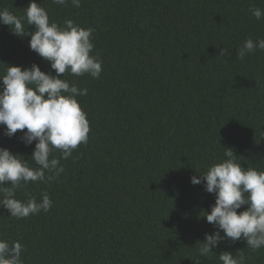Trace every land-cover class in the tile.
Masks as SVG:
<instances>
[{
    "label": "trees",
    "instance_id": "1",
    "mask_svg": "<svg viewBox=\"0 0 264 264\" xmlns=\"http://www.w3.org/2000/svg\"><path fill=\"white\" fill-rule=\"evenodd\" d=\"M35 2L50 23L94 29L90 55L98 54L102 72L99 79L64 74L88 90L76 97L88 142L61 159L56 180L17 190L21 201L47 192L48 212L14 218L0 208V240L23 245V264H222L220 252L238 250L246 264H264V248L252 251L243 239L198 256L196 242L215 230L203 217L215 194L190 183L226 159L224 148L244 169L264 171V50L236 57L246 39H264V19L249 11L264 10V0ZM28 3L0 0V10L23 17ZM29 40L0 24V75L7 65L33 63L55 75ZM224 48L228 55L219 56ZM4 127L0 147L37 167L35 141L25 146L19 130L9 138Z\"/></svg>",
    "mask_w": 264,
    "mask_h": 264
},
{
    "label": "clouds",
    "instance_id": "2",
    "mask_svg": "<svg viewBox=\"0 0 264 264\" xmlns=\"http://www.w3.org/2000/svg\"><path fill=\"white\" fill-rule=\"evenodd\" d=\"M52 3L67 6L69 0H52ZM71 4L79 8L80 0H71ZM249 11L257 21L264 19V10L251 7ZM24 13L23 17H17L8 9H2L0 24L11 26L17 37L30 36V50L44 58L55 75L42 72L35 63L23 70L20 66L7 65L5 73L0 75L3 134L11 138L19 130L22 133L19 140L25 146L35 141L31 154L37 165L35 168L29 167L19 154L0 147V208L14 218L50 210L52 201L47 192L40 194L39 201L33 196L21 201L16 198L17 190L25 188L29 182L56 180L64 172L61 159H68L79 145L88 142L89 122L76 99L87 95L88 90L70 85L63 79L64 74L77 77L87 74L99 79L102 72L98 54L90 55L94 48L93 28L81 27L70 19L65 20L63 26L50 23L47 11L35 0H29ZM25 21L33 31L25 28ZM257 49L264 50V39H246L236 57L244 60ZM228 53L229 49L224 48L218 55L227 56ZM224 149L226 159L212 164L203 174L190 177L191 184L203 183L207 193L215 194L210 212L203 215L215 230L211 234L204 233L203 241L196 242L200 257L213 254V249L225 240L243 239L252 251L264 248V171L244 169L236 162L234 151ZM55 150L60 152V157L50 158ZM242 206L246 208L238 213ZM23 250L18 241L10 246L7 241L0 240V264H23ZM218 258L222 264H246L247 260L240 250L236 256L222 251Z\"/></svg>",
    "mask_w": 264,
    "mask_h": 264
}]
</instances>
